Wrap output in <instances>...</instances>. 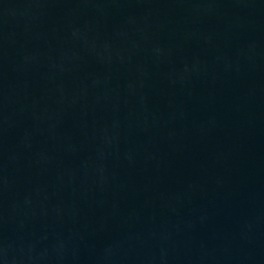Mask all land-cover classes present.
<instances>
[{"label": "water", "instance_id": "95a60500", "mask_svg": "<svg viewBox=\"0 0 264 264\" xmlns=\"http://www.w3.org/2000/svg\"><path fill=\"white\" fill-rule=\"evenodd\" d=\"M264 48V0H180Z\"/></svg>", "mask_w": 264, "mask_h": 264}]
</instances>
